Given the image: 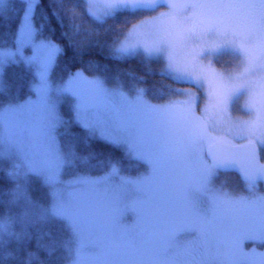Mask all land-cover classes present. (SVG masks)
<instances>
[{
    "label": "snow or ice",
    "instance_id": "1",
    "mask_svg": "<svg viewBox=\"0 0 264 264\" xmlns=\"http://www.w3.org/2000/svg\"><path fill=\"white\" fill-rule=\"evenodd\" d=\"M9 8L0 0V14ZM121 14L127 27L111 37V28L85 24V17L105 23ZM56 26L64 43L53 39ZM9 28L13 47H0V70L19 60L38 80L35 99H0V168L14 178L0 198V264H63L61 250L74 254L71 264H264V253L243 250L246 241L264 247V163L256 151L264 146V0H20ZM67 48L79 56L107 48L109 59L138 58L148 71L129 74V82L88 60L65 66L56 82ZM225 49L240 58L227 74L204 62ZM148 75L171 81L153 99H182L152 103ZM200 90L206 99L198 112ZM245 95L254 116L233 120L230 108ZM97 139L150 171L121 175L111 155L93 150ZM89 168L111 171L96 180L78 174ZM231 168L240 170L247 196L213 187L218 171ZM33 175L49 186L43 202L31 195ZM49 216L66 221L73 247L43 233L37 247L47 258L40 259L28 250L31 228Z\"/></svg>",
    "mask_w": 264,
    "mask_h": 264
},
{
    "label": "trees",
    "instance_id": "2",
    "mask_svg": "<svg viewBox=\"0 0 264 264\" xmlns=\"http://www.w3.org/2000/svg\"><path fill=\"white\" fill-rule=\"evenodd\" d=\"M78 3L83 5L85 3L84 0H77ZM20 6V2L15 4V9L11 14H0V46H7L13 44V36L12 31L9 28V25L13 24L15 19L16 11ZM82 11L81 9H78ZM149 15V14H145ZM153 15V14H151ZM143 17H138L137 19H142ZM124 15H118L115 19L107 18L105 23H100L94 18L85 17V24L87 26H91L95 28L97 31L104 33L105 29L111 28V32L109 33V37L119 34L122 30H124L127 25L123 24ZM39 23V20L37 21ZM67 23V21H66ZM57 30L53 39L64 43L60 39V29L56 26ZM48 35V33H45ZM109 53L107 48L103 50L97 48L92 49L84 53L83 56H79L71 48H67L63 53L60 54L58 58L59 67L56 69V73L53 76L55 79H59L63 73L62 69L65 66L76 69L82 68L86 66V62L88 60H97L101 64H107L112 69L113 72H119L121 78L125 81H129V74H134L136 76H144L148 69L145 67V64L138 58H128L124 61H117L114 59H109ZM162 64L153 61L151 64V69L153 72L158 73ZM87 75H91V73H86ZM149 86L155 85V88L149 92L148 98L157 103L166 102L168 99L177 98L178 96L169 97L167 95L164 96L163 99H153V95L155 89H160L161 91H166L163 88V85L171 83L169 80L163 79L159 75H148L147 76ZM33 81V72L29 65L24 62L21 63H12L7 65L4 71V82L5 87L0 89V99L14 97V98H23L30 94L31 92V84ZM130 82V81H129ZM184 85H178V87H183ZM63 132V130H61ZM72 131H79L78 128H73ZM92 148L97 153H102L105 155H111L113 157V161L118 163L123 170L126 171H135L141 168L142 164L140 162L130 156H127L124 153V150L119 146L113 145L111 143L105 142L103 140H95L92 144ZM8 170L4 168H0V198H3L4 193L10 190L14 186V178L9 176ZM80 171L88 172L89 174H99L104 172L105 170H97V169H83ZM225 177H223L226 182H231L232 186L239 191V189L243 188L244 182L246 181L241 178V176L233 171L229 170H220ZM68 174V171L66 172ZM29 188L31 191L32 197L38 202H43L46 193H49L48 187L46 185H42L36 176H32L29 182ZM3 210L0 209V212ZM32 239L28 244V250L35 252L38 254L40 259H46L47 254L37 247V239L43 233H50L52 236L62 240L68 241L69 238V227L66 225L65 221L49 217L46 220H37L34 226L31 228ZM64 250L58 251L57 256L64 257ZM64 264V262H63Z\"/></svg>",
    "mask_w": 264,
    "mask_h": 264
},
{
    "label": "rangeland",
    "instance_id": "3",
    "mask_svg": "<svg viewBox=\"0 0 264 264\" xmlns=\"http://www.w3.org/2000/svg\"><path fill=\"white\" fill-rule=\"evenodd\" d=\"M84 1L86 2V0H84ZM9 2H10V8H9V11L6 14H11L13 12V9H15V4L20 2V0H9ZM97 2L102 5L104 3V0H97ZM101 11H103V9H101ZM0 47H13V44L7 45V46L6 45L5 46H0ZM239 59H240L239 55L236 52L232 51L231 49H225L218 56H216L215 58L206 57L204 62L207 63L209 60H211L213 67L218 72L227 74V73H229V72H231V71H233L234 69L237 68V66L239 64ZM21 62L22 61H19V60L10 61L7 65L12 64V63H21ZM7 65L4 66L2 68V70H0V89H3L5 87L4 71H5V68L7 67ZM31 69H32V72H33V81H32L31 88H30L31 92H30V94H28L27 96H25L23 98H17L20 102H23V101L28 100V99H35V96L33 94V90H34V87H35V85L37 83L38 78L35 75L33 67H31ZM53 80L56 81V82L59 81V79H55V78H53ZM183 87H187V85H184ZM198 95L200 96L199 108H198V112H199V110L203 108L206 98L202 94V90L198 91ZM173 99H182V97L178 96L177 98H173ZM151 102L152 103H157V102H153V101H151ZM246 102H247V96L246 95L245 96H241L231 106L230 115H231V118L233 120H249V119L253 118L254 113H252V112L247 110ZM162 103H165V102H162ZM67 107H68V105L66 104L65 108L67 109ZM234 143L235 144H245V143H247V140L235 139ZM257 146L260 149L261 158H262V161L264 162V146H261L259 144H257L256 147ZM130 157H132V158H134L136 160V158L134 156H130ZM138 161L140 162V164H142V166H141V168H139L138 170H135V171L123 170L122 167H120V165L118 163L114 162V161H113V167H115L120 172L121 175H126V176H129L131 178H135V177L141 176V175H146L150 171L149 166L144 161H141V160H138ZM109 171H111V169L105 170L102 173L94 174V175L93 174H89L88 172H85V171H79L78 174L80 176L84 177L85 179L96 180V179H99V178L105 176L106 172H109ZM73 174L74 173L71 170H69L68 174H65L62 178L64 180L71 179ZM223 177H225V175L222 172L218 171V173L216 174V176L214 177V180H213V187L222 189L223 191L229 192V193H231V194H233L235 196H247L248 195L247 183L244 182L243 188L239 189V191H238L232 186L231 182H226V180ZM36 178L39 179V181L41 182L42 185H46L48 187L49 192H50L49 186L45 182L44 178L41 177V176H36ZM103 189H104V186L101 185V186H99L97 188V192L102 193ZM258 189H259L260 192L264 193V186L263 185H261V184L258 185ZM81 190L82 191H89V188H88V186H82ZM49 205H50V199H49ZM235 211L238 212V213L243 214L246 211V209L243 208V207H240V208L236 209ZM49 217L50 218L53 217V218H57V219L63 220V222L65 221L61 217H56V216H49ZM65 223H66V221H65ZM66 225H67V223H66ZM71 240H72L71 230L69 229V238H68L69 248L73 247V245L71 244ZM253 248H256V252L257 253H264V247H259L258 245H254L251 242H247L246 241L244 243V245H243V250L245 252H251V250ZM63 253H64V258H65L64 259V264H71V260L75 258L74 254L72 252L68 251V250H64ZM249 258L253 259V260L257 261V262L260 259V257L258 255H253V256H250Z\"/></svg>",
    "mask_w": 264,
    "mask_h": 264
},
{
    "label": "water",
    "instance_id": "4",
    "mask_svg": "<svg viewBox=\"0 0 264 264\" xmlns=\"http://www.w3.org/2000/svg\"><path fill=\"white\" fill-rule=\"evenodd\" d=\"M256 151H257V155H258V157H259V159H260V163H264V162L262 161V158H261V153H260V149H259V147H256ZM226 170L236 172V173H238V174L243 178V176H242L240 170L237 169V168H231V169H226ZM261 183L264 184V182H261Z\"/></svg>",
    "mask_w": 264,
    "mask_h": 264
}]
</instances>
